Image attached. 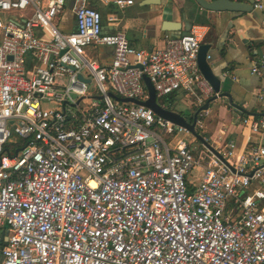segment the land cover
I'll list each match as a JSON object with an SVG mask.
<instances>
[{
  "label": "built area",
  "instance_id": "obj_1",
  "mask_svg": "<svg viewBox=\"0 0 264 264\" xmlns=\"http://www.w3.org/2000/svg\"><path fill=\"white\" fill-rule=\"evenodd\" d=\"M64 7L0 0V264H264V117L241 118V153L217 137L231 171L204 146L175 141L185 129L108 96L145 101L146 76L157 100L184 91L198 109L218 98L197 65L205 31L146 51L104 32L88 0H73L75 28L63 33ZM253 8L264 12L260 1ZM118 20L106 17L110 27ZM97 46L112 51L109 65L88 58ZM250 72L264 73V52ZM256 99L264 104V88Z\"/></svg>",
  "mask_w": 264,
  "mask_h": 264
},
{
  "label": "crops",
  "instance_id": "obj_2",
  "mask_svg": "<svg viewBox=\"0 0 264 264\" xmlns=\"http://www.w3.org/2000/svg\"><path fill=\"white\" fill-rule=\"evenodd\" d=\"M256 1L264 4V0H254ZM72 5L73 0H65L64 10L58 17V27L63 33H70L75 28ZM88 5L101 13L104 32L123 33L136 49L146 51L159 49L162 48L166 38L187 34L194 26L202 28L205 37L201 45L206 44L210 47L209 65L214 74L221 79L222 91L230 92L233 102L241 105L247 113H261L264 117V104L256 99L258 91L264 88V73L258 76L250 72L253 62L259 59L258 55L261 52H264L263 11L254 9V14L247 16L230 12H210L201 9L194 0H133L132 5L123 9L113 4L102 5L98 0H88ZM109 14L118 17L116 27L107 25L106 17ZM164 21L178 23L180 30L162 32L161 26ZM95 52L97 56H92ZM87 53L100 65L110 64L112 51L109 48L101 46L88 48ZM215 101H219L220 104L214 122L215 129L210 139L215 141L211 145L219 142L217 137L222 136V142L219 144L232 141L236 152L241 153L246 147L248 135V131L241 125L242 116L228 104L225 98L211 102ZM157 102L172 111L174 108L197 110L194 99L184 91L175 92L164 99H158ZM209 105L207 116L200 118H208L211 114ZM202 125L200 120L198 126ZM257 138L252 137V141H257ZM181 140L188 142L184 138ZM193 172L195 173L191 176ZM201 172L202 169L197 167L188 174L190 190L194 189Z\"/></svg>",
  "mask_w": 264,
  "mask_h": 264
},
{
  "label": "water",
  "instance_id": "obj_3",
  "mask_svg": "<svg viewBox=\"0 0 264 264\" xmlns=\"http://www.w3.org/2000/svg\"><path fill=\"white\" fill-rule=\"evenodd\" d=\"M194 1L201 9L205 11L217 12V13L230 12V13H236V14L243 15V16L254 14V8H253L254 0H243V1L194 0ZM179 30H180V25L175 22H165L164 21L161 26L162 32L179 31ZM209 48H210L209 45H206V44H202L199 47L198 54H197V65H198V69L200 73L210 83V85L213 87L215 92L219 94L218 96L219 99L225 98L228 104L235 111H237L239 115H252L251 113H247V111H245L241 107V105L233 102V97L231 96L230 92L222 91L223 85H222L221 79L218 78L214 74L211 66L209 65V61L207 60ZM152 50H155V49H152ZM262 54L263 52H261L258 56L261 57ZM143 84H144L146 94H147V99L145 101H139L136 99H129V98L118 99L111 93H108V96L113 99L120 100L123 103H131L137 106H143L145 108L150 109L157 117H160L168 121L169 123L173 124L175 130H178V128L185 129L193 138L197 140L198 144L204 146L207 150H209L210 153H212L216 158H218L225 166H227L228 168L231 169V171H233V169L229 167V165L221 157V155L216 151V149L195 131L197 114L202 110H207L209 103L218 98H213L212 100L206 102L204 106L198 108L194 113V118H193L192 123H188L187 120L182 115H180L179 113L175 111L164 108L157 102L154 89L149 79L146 76L143 77ZM198 144L195 145L196 148L199 147ZM5 242H6V231L0 230V243H2V246H4Z\"/></svg>",
  "mask_w": 264,
  "mask_h": 264
},
{
  "label": "rangeland",
  "instance_id": "obj_4",
  "mask_svg": "<svg viewBox=\"0 0 264 264\" xmlns=\"http://www.w3.org/2000/svg\"><path fill=\"white\" fill-rule=\"evenodd\" d=\"M92 56H97V52L93 53ZM88 58H90L89 55H88ZM86 91H87V94H91L93 96H97L98 95V91H97V88H96L94 82H91L87 86ZM71 97H72V99H77L76 95H71ZM191 102H192V100H191ZM219 104H220L219 101H215V102H211L210 103L209 109L211 110V114L208 116V118H205V119L204 118H200V120H201L203 125L201 127H199L197 125L196 126V130H195L199 135H201L210 144H212L213 141H215V140L211 141L210 139H211V135L213 134L214 129H215L214 122H215V119L217 117L216 113L219 110ZM44 107H46V108H54L55 106L53 104H46V105H44ZM70 110H72L74 112L77 111L75 108H70ZM174 111H176L179 114H181L186 120H187V117L190 116L194 112L193 109H188V108H186V109H176V108H174ZM175 134H176L175 141L184 138L188 142H192L195 145L198 144L197 140L195 138H193L188 132L187 133L180 132V133H175ZM194 173L195 172H193V174L191 176H193ZM255 186L256 185H252L250 187V190H253L255 188Z\"/></svg>",
  "mask_w": 264,
  "mask_h": 264
},
{
  "label": "trees",
  "instance_id": "obj_5",
  "mask_svg": "<svg viewBox=\"0 0 264 264\" xmlns=\"http://www.w3.org/2000/svg\"><path fill=\"white\" fill-rule=\"evenodd\" d=\"M237 1H241V0H237ZM90 6V5H89ZM91 8H93L92 6H90ZM95 9V8H93ZM96 10V9H95ZM98 11V10H97ZM164 102V101H163ZM251 114L254 116L255 119H259L260 117H263V115L261 113H255V112H251ZM245 116V115H242V117ZM166 140H170L171 137L169 136H165ZM194 156L197 157L198 156V153H194ZM189 189H190V186L188 185ZM2 247V243H0V248Z\"/></svg>",
  "mask_w": 264,
  "mask_h": 264
},
{
  "label": "flooded vegetation",
  "instance_id": "obj_6",
  "mask_svg": "<svg viewBox=\"0 0 264 264\" xmlns=\"http://www.w3.org/2000/svg\"><path fill=\"white\" fill-rule=\"evenodd\" d=\"M194 113H195V111H194L190 116L187 117V122H188V123H192L193 118H194ZM198 114H199V113H198ZM198 114H197V116H196V120L198 119Z\"/></svg>",
  "mask_w": 264,
  "mask_h": 264
},
{
  "label": "bare ground",
  "instance_id": "obj_7",
  "mask_svg": "<svg viewBox=\"0 0 264 264\" xmlns=\"http://www.w3.org/2000/svg\"><path fill=\"white\" fill-rule=\"evenodd\" d=\"M202 163H204L205 165H210V161L207 159V160H202ZM215 169H217L218 171H221V169L215 167Z\"/></svg>",
  "mask_w": 264,
  "mask_h": 264
}]
</instances>
